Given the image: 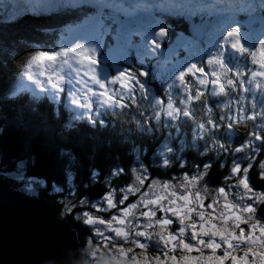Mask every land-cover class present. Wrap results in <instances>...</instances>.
<instances>
[{
	"label": "snow or ice",
	"instance_id": "1",
	"mask_svg": "<svg viewBox=\"0 0 264 264\" xmlns=\"http://www.w3.org/2000/svg\"><path fill=\"white\" fill-rule=\"evenodd\" d=\"M10 2L13 8L0 24L42 12L72 11L80 17L60 31L58 48L37 46L39 50L21 62L22 77L32 83L17 86L12 97L30 93L33 112L39 111L42 99L49 100L54 121L61 119V108L66 109L72 130L78 122L108 127L109 113L115 117L127 110L132 113L130 134L132 126L148 137L166 130L161 163L180 170L179 176L164 182L151 179L149 167L137 156V166L131 169L135 182L120 188L118 199L113 188L92 205L99 211L115 210L110 219L87 211L77 214L100 241L92 256L105 248L125 260L131 256V264H264V188L257 191L250 175L258 164L257 175L264 181V0H168L167 8L164 0H136L131 5L128 0H26L25 8ZM157 9L186 18L197 36L185 35L168 18H159ZM257 20L258 32L253 28ZM206 24L212 30L200 31ZM157 80L158 90L152 86ZM216 96L225 99L211 103ZM239 126L246 130L245 140L233 147L230 141ZM186 147H202L200 157L214 153L217 159L231 158L225 185L211 190L210 201V190L199 185L207 183L212 162L189 166L182 154ZM27 165L21 158L15 171L4 175L35 193L44 180L26 175ZM109 174L123 176L126 168L116 165ZM52 189L60 192L55 184ZM132 195L139 197L134 203ZM64 207L66 214H73L76 206ZM150 244L159 254L138 258L134 249L146 250Z\"/></svg>",
	"mask_w": 264,
	"mask_h": 264
},
{
	"label": "trees",
	"instance_id": "2",
	"mask_svg": "<svg viewBox=\"0 0 264 264\" xmlns=\"http://www.w3.org/2000/svg\"><path fill=\"white\" fill-rule=\"evenodd\" d=\"M2 5V9L7 11V6L4 3ZM77 16L70 11L24 14L18 23L0 24V32L4 37L0 40V176L8 179L13 188L25 191L21 182L5 176L4 172L15 171V164L21 158L27 160L26 175H35L44 180V186L37 187L34 194L49 200L53 214L69 221L77 230L82 244V264H95V260L84 253L91 230L74 219L73 214L65 213L67 199L73 197L75 201L86 200L89 204L100 200L109 188L107 178L111 186L124 187L130 180L131 169L137 166V156L149 167L152 177L169 180L174 174L180 175V170L174 165L165 168L161 163L159 153L165 143L166 130L148 137L136 133L132 126L133 132L130 134L128 120L132 113L127 110L123 113L118 111L115 117L109 113L105 117L109 122L108 127L91 128L86 122H78V126L72 130L68 127L71 113L66 109L61 108V119L54 121L53 104L49 100L42 99L39 111L33 112L34 105L29 102L30 93L23 94L22 99L11 96L17 86L31 85L21 75V62L26 63L34 51L39 50L37 46H46L44 50L48 51L58 48L60 31L65 25L76 23ZM4 17L0 16V20H6ZM172 23L175 26L176 22ZM156 85L155 89L158 90L160 83L156 82ZM222 98L214 97L210 102L214 104ZM62 103H66V100ZM189 127L190 122L184 125L186 131ZM248 127H251V122ZM245 136V128L239 126L232 137L235 139L234 147L239 146ZM181 138H184L183 134ZM187 139L190 142V135ZM174 143L179 146V141ZM138 148L140 151H137ZM199 151H202V147H186L182 154L190 162L189 166L191 162L211 161L210 181L214 185H224L230 171V161L221 165L227 161L224 156L217 159L214 153H210L200 157ZM116 165L125 166L126 174L111 176L110 170ZM258 171L257 164L250 175L260 191L264 188V181L259 179ZM53 184L60 189L59 193L53 191ZM176 255L179 257L180 252L177 251Z\"/></svg>",
	"mask_w": 264,
	"mask_h": 264
},
{
	"label": "water",
	"instance_id": "3",
	"mask_svg": "<svg viewBox=\"0 0 264 264\" xmlns=\"http://www.w3.org/2000/svg\"><path fill=\"white\" fill-rule=\"evenodd\" d=\"M195 34V33H194ZM0 264H82V244L52 203L0 176Z\"/></svg>",
	"mask_w": 264,
	"mask_h": 264
},
{
	"label": "rangeland",
	"instance_id": "4",
	"mask_svg": "<svg viewBox=\"0 0 264 264\" xmlns=\"http://www.w3.org/2000/svg\"><path fill=\"white\" fill-rule=\"evenodd\" d=\"M17 2L18 3H21L22 5L28 6L27 4L23 3V1H21V0H16V3ZM2 3H4L6 6L10 5L11 8H13V4L10 2V0H0V16L3 17V16H6V11L4 10V8L2 9V7H1L2 6L1 5ZM195 34L197 35V33H195ZM56 70L57 71H61V69L58 68V67L56 68ZM37 71H39V70H37ZM64 71H67V69H64ZM28 82L29 83H32L30 81H28ZM211 98H214V97H211ZM216 98H218V96H216ZM219 98H221V97H219ZM224 99L225 98L223 97L222 100H224ZM230 142H231V145L234 147L235 139L232 138V141H230ZM239 155L242 157L244 154L241 153ZM229 161H230V165H231V158H227V161L225 163H222L221 164L220 161H218V163H220L221 165H225ZM173 176H179V175L174 174ZM150 177H151V179H155V180H158V181H161V182H164V181H167L168 180V179H161V178H157V177H152L151 175H150ZM151 179L149 181H147V182L150 183L151 182ZM206 181H207L206 184L202 182L199 185V187L201 188V190H203L205 187H207L210 190L209 194L207 195V200L210 201V199L212 198V196H214V192L211 191V190H213V189H215V188H217L219 186H224L225 184L224 185H214L210 181L209 175L206 177ZM134 182H135V174L131 171L130 180H129L128 183L124 184V187H127V186L133 184ZM176 183H178V181ZM107 185L109 187L108 188V191L111 190V189H113V188L117 189V196H116V198L118 199L119 196L121 195V193L119 192V189L120 188H123V186L122 187H117V186L114 187V186H111L110 183H109V181H108V178H107ZM144 190H147V189H144ZM257 191H259L258 188H257ZM106 193L104 195H106ZM30 194H34V193H30ZM202 194H204L203 191H202ZM138 198H139L138 195H132V196L129 197V200H130V202H133L134 203L136 201V199H138ZM84 201H86V200H84ZM97 201H99V200H97ZM97 201H94V203H92V204H89V203L86 202L85 204L81 205V204H79V201H75L73 199V197H69L67 199V203L66 204H70V205L71 204H74L76 206L73 215H74V219H76L80 223H82V220H78L76 218V216H77V214H79L81 212H84V211L89 212L93 216H97L98 215V216H101L102 218L110 219L111 216L113 214H115V210L108 209L107 211H99L98 208H93L92 205L95 204ZM222 204H223V201L221 200V205ZM101 207H102V205H101ZM214 222H217V221H214ZM87 227L90 228L92 234L87 237L86 249H85L84 253L86 255H90L95 260V264H131V256H129L125 260V258H121V257L117 256V254L115 252H110L109 249H105V248H101L100 251L97 252L96 257L94 258L92 256V254H91V250L93 248H95L98 244H100V241L95 237V229L92 226H87ZM89 241H91V244H89ZM125 246L132 247V245H129V244H126ZM134 252H135V254L137 255L138 258H143V256L146 255V256H148V258L151 259L153 256L159 254V249L154 244H150V246L146 250H141L139 248H135L134 249ZM193 254L198 255L197 253H192V255Z\"/></svg>",
	"mask_w": 264,
	"mask_h": 264
},
{
	"label": "bare ground",
	"instance_id": "5",
	"mask_svg": "<svg viewBox=\"0 0 264 264\" xmlns=\"http://www.w3.org/2000/svg\"><path fill=\"white\" fill-rule=\"evenodd\" d=\"M2 5V4H1ZM3 7H4V5H2ZM6 6V5H5ZM15 7H17V8H25V7H27V6H25V5H22L21 3H16L15 4ZM6 9H7V11H6V16L4 17L5 19H7V16H8V14L11 12V10H12V8H11V6L10 5H8L7 7H6ZM40 14H45V12H42V13H40ZM156 82H158L159 83V81L157 80ZM155 82V83H156ZM160 87V86H159ZM17 189V188H16Z\"/></svg>",
	"mask_w": 264,
	"mask_h": 264
},
{
	"label": "flooded vegetation",
	"instance_id": "6",
	"mask_svg": "<svg viewBox=\"0 0 264 264\" xmlns=\"http://www.w3.org/2000/svg\"><path fill=\"white\" fill-rule=\"evenodd\" d=\"M125 247H129V246H125ZM86 249V248H85Z\"/></svg>",
	"mask_w": 264,
	"mask_h": 264
}]
</instances>
